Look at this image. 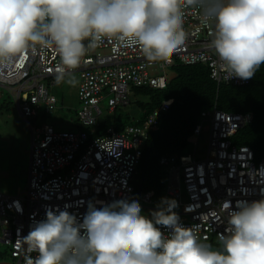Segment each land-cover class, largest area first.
<instances>
[{"label": "built area", "instance_id": "1", "mask_svg": "<svg viewBox=\"0 0 264 264\" xmlns=\"http://www.w3.org/2000/svg\"><path fill=\"white\" fill-rule=\"evenodd\" d=\"M185 44L171 62H149L138 47H121L104 40L89 50L78 69L79 110L76 130H59L39 123L46 111L54 112L59 100L52 92L59 83L55 68L60 59L53 48L38 47L18 59L11 67L0 68V96L10 90L22 118L32 134L28 187L23 194L11 196L0 190V246L7 247L15 264H26L28 255L18 244L31 226L46 218V212L68 211L82 222L89 203L100 208L114 201H132L133 180L144 152L148 135L161 128V121L173 100L164 101L139 125H129L119 132L109 127L97 134L107 102L108 112L132 105L134 89H164L173 78L167 71L177 64L208 66L211 78L219 85H249L237 77L230 79L211 47L214 24L205 23L198 5L185 6ZM87 43V41L85 42ZM254 120L251 113H229L215 108L202 113L195 137L208 133L206 154L199 155V145L192 153L165 155L160 164L166 169L163 196L154 191L142 198L144 204L175 200L174 211L184 227H194L202 242L217 246L218 234L227 228V212L222 205L238 201L264 199V155L259 158L249 146H237L234 137ZM194 137V138H195ZM168 235V228H161ZM34 258L36 253H31Z\"/></svg>", "mask_w": 264, "mask_h": 264}, {"label": "clouds", "instance_id": "2", "mask_svg": "<svg viewBox=\"0 0 264 264\" xmlns=\"http://www.w3.org/2000/svg\"><path fill=\"white\" fill-rule=\"evenodd\" d=\"M193 5L214 24L211 47L230 79H252L264 65V0H0V68L53 48L56 81L75 86L74 70L104 40L168 63L185 44L183 8ZM176 207L162 200L149 217L137 200L89 203L82 222L48 210L18 244L26 264H264V199L222 205L228 226L216 248L181 225Z\"/></svg>", "mask_w": 264, "mask_h": 264}, {"label": "trees", "instance_id": "3", "mask_svg": "<svg viewBox=\"0 0 264 264\" xmlns=\"http://www.w3.org/2000/svg\"><path fill=\"white\" fill-rule=\"evenodd\" d=\"M172 69L175 77L166 88L134 89L132 104L141 109L139 118L130 113L117 114L122 110L117 109L115 116L99 122L97 134L92 135V138L103 136L109 127L122 132L129 125H139L164 101L173 100L170 110L162 117L161 128L151 132L145 142L138 174L133 180L132 200L139 203L148 192L154 191L158 197L165 193L168 175L160 164L161 158L192 153L195 130L202 122L204 111L217 108L229 113H251L253 122L238 132L234 143L251 147L259 158L264 155V65L245 86L219 85L205 65L177 64ZM2 254L10 255L8 251Z\"/></svg>", "mask_w": 264, "mask_h": 264}, {"label": "rangeland", "instance_id": "4", "mask_svg": "<svg viewBox=\"0 0 264 264\" xmlns=\"http://www.w3.org/2000/svg\"><path fill=\"white\" fill-rule=\"evenodd\" d=\"M167 71L172 77L175 75L172 68ZM74 75L77 80L75 86L66 82H59L58 87L52 90L59 100L58 107L52 113L44 111L40 116L39 123L53 125L59 130L77 129L76 123L80 107L78 100L80 76L77 73ZM3 92V95L0 96V190L7 195L17 196L26 191L28 187L32 134L29 124L19 114L16 101L10 90L4 89ZM101 107L104 112L101 121L115 116L114 113L108 112L106 101L102 103ZM119 113H130L136 118L142 115L141 109L134 103L124 107L117 114ZM207 143V132L193 139V144L199 145L201 157L206 154ZM193 149H195L194 146ZM140 204L143 214L149 217L153 212L152 208H156L155 205L144 204L143 202ZM1 249L3 251L8 250L7 247H1Z\"/></svg>", "mask_w": 264, "mask_h": 264}, {"label": "crops", "instance_id": "5", "mask_svg": "<svg viewBox=\"0 0 264 264\" xmlns=\"http://www.w3.org/2000/svg\"><path fill=\"white\" fill-rule=\"evenodd\" d=\"M173 77H175V75H173ZM3 111V110H2ZM25 192V191H24ZM24 192L20 193V194H23ZM19 194V195H20ZM12 196V195H11ZM2 246H0V264H15V261L14 259H11V256L10 255H6V254H2V253H5L6 251L9 252V249L6 250V251H3L1 249Z\"/></svg>", "mask_w": 264, "mask_h": 264}, {"label": "water", "instance_id": "6", "mask_svg": "<svg viewBox=\"0 0 264 264\" xmlns=\"http://www.w3.org/2000/svg\"><path fill=\"white\" fill-rule=\"evenodd\" d=\"M213 248H216L217 246H212Z\"/></svg>", "mask_w": 264, "mask_h": 264}]
</instances>
